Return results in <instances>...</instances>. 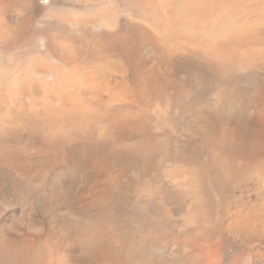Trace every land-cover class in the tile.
I'll return each instance as SVG.
<instances>
[{
    "label": "bare ground",
    "instance_id": "1",
    "mask_svg": "<svg viewBox=\"0 0 264 264\" xmlns=\"http://www.w3.org/2000/svg\"><path fill=\"white\" fill-rule=\"evenodd\" d=\"M135 3L138 20L113 30L112 43L94 38L77 45L76 39L66 37L54 64L21 71L15 84L0 88V139L18 143L0 152L7 176L2 182H14L19 193L0 201V264H147L148 255L166 253L156 233L161 224L162 229L190 227L194 234L203 225L206 246L217 252L222 246L217 230L233 234L247 249L239 264L244 259L264 264V135L253 133L248 145L244 140V151L234 155V162L227 161L232 152L215 148L212 163L203 168L192 159L183 160L182 149L178 154L180 143L171 124L182 112L180 128L186 137L194 127L214 142L217 136L220 146L237 141L221 113L229 102H237L243 90L238 80L250 71L260 83L253 90L255 102L264 104V0ZM2 103L10 104L6 111ZM130 152L137 153L131 157ZM144 154L159 155L148 177ZM52 155L55 160L50 162ZM164 156L177 165L168 172L177 189L172 192L181 197L183 185L189 193L186 217L179 222L157 207L161 202L170 210L166 196L172 192L165 188L169 179L153 180ZM83 157L89 159L83 166H91L88 178L94 184L83 199L81 208L87 210L74 209L59 220L63 213L58 215L57 206L66 210L84 178ZM136 158H141L140 165ZM231 175L233 181L224 183ZM50 182L54 190L46 188ZM233 186L238 196L224 202ZM121 190L119 196L116 191ZM145 196L157 206H146ZM147 212L153 219L149 232L139 218ZM68 219L71 227L65 225ZM194 257L199 264L200 254Z\"/></svg>",
    "mask_w": 264,
    "mask_h": 264
},
{
    "label": "rangeland",
    "instance_id": "2",
    "mask_svg": "<svg viewBox=\"0 0 264 264\" xmlns=\"http://www.w3.org/2000/svg\"><path fill=\"white\" fill-rule=\"evenodd\" d=\"M138 16H140V14L137 9L135 0H0V88H5L8 84H15V80L18 78L21 71L27 72L29 70H32L34 67L40 69L48 67L55 60L53 58L54 56L61 55L63 45L67 41L66 37L76 39L75 42L77 43V45L83 44V42L85 41H93L94 38L112 43L113 39H115V37H113V30H115L121 24V26L125 27L131 26L132 21L134 22L138 20L136 18ZM101 25L103 28L101 27ZM134 32H136L135 27ZM108 33H111L112 39H110V35ZM120 40L121 38H117L116 41H118L119 43L123 42L122 40ZM238 83L239 84L237 85H239L240 90H243L238 91V95H236L237 102H229V104L231 105L225 108L221 113L222 119L231 123L232 130L235 131V135L237 136V141H235L234 143L232 142L229 145H221L222 147L226 148L224 149L220 146L217 136H215L218 143L217 147L216 141L214 142V139H209L210 135L206 136L203 134L204 137H202V134L198 132L194 127L193 130L195 131H193V134L190 135V137H186L184 129L180 128V124L182 123L181 112V115H178L177 118L174 117V123L171 124H173L175 133V136L173 135V138L176 139L174 140L177 143H180L178 154H180L181 149L183 150L181 151L182 154H180L184 157L183 160H185V158H189L192 159L193 162L199 164V167H207V165H210L213 161V150L217 148L219 151H226L228 153L232 152L233 154H230V159H228L227 161H233V158L235 157L234 155L243 153L244 150L242 143H244V140L246 141V145H248L249 143L247 142L250 140V135H254L253 133L260 132L261 135H264V133L262 132V130L264 129V119L262 118V115L264 114V104L255 102L257 101V93L253 92V90L255 91L260 84L257 78V74L251 71L246 72L240 77ZM208 86L209 85H207L206 87ZM239 94L242 97H239ZM202 98L205 97L202 95ZM2 104L3 111H6L10 104ZM208 109L210 108H207V110ZM218 115L220 114L218 113ZM16 143L17 142H15L12 138H4V140L0 139V152L2 150L10 151L11 148L14 149ZM227 146L229 147V149L227 148ZM177 149L178 148L176 145V150ZM176 150H173L172 148L171 155H175L177 152ZM260 152L261 154L264 153L263 146L262 148H260ZM135 153L137 152H130V155L132 154L131 157L134 156ZM157 157L144 154L143 164L148 160L146 165L147 170L145 171L146 177L151 176V167H153V164L156 162ZM163 158V164L159 165L161 166V169L158 170V172L154 171L153 180L160 181V178H164L165 180L169 179L167 180L168 186L165 188L167 189V191L172 192V189H177L173 184V181H171L168 172L177 165L174 163V161L171 160V158L167 159L165 156ZM83 159L84 161L82 163V166L86 164L85 161L89 160L87 157H83ZM54 160L55 157L52 155V159L50 162ZM133 160L137 161L138 165H140L141 158H136ZM89 165H91V163ZM138 165L136 166L137 168ZM217 166L218 165L214 163V167L216 168ZM137 168L136 170H138ZM85 169L86 168L83 166L82 173L84 175V178L80 181L81 185L79 187L77 186V188H75V191H73V198L70 197L72 198V203L66 207V210H64L65 212L62 211V209H65V207L57 206V208H60V210L57 211L58 215H61L63 213L60 216L59 220L62 217H65V214L72 213L74 209L79 212H86L87 209L81 208L85 205V203H83V201L85 200L83 199H85V196L90 193V190L92 189L94 184L92 183L93 180L88 178L90 175L89 172H91V166L88 167L86 171ZM57 171H59V169H57ZM237 171V175L240 176V171ZM6 178V172L0 166V201L3 203H5L8 199H15L19 195V193L15 192V188L18 187L17 184H15L14 182H2ZM233 179L234 176L231 175L229 177H225L223 181L224 183L226 181V183L229 184V181H233ZM50 183L51 184H49L46 188H52V190H54L56 188V185L52 184L53 182ZM180 188L184 190L182 191L183 193L181 197H178L173 192L172 194L168 193L166 196V199L169 200L170 203V210L166 211L163 208L164 206H162L161 202L160 205L157 206L156 201L146 196L145 205L148 207H153L154 205H156L158 207V211H160V213L162 214H165L168 218H171L175 222L182 221L186 217L185 213L187 211L186 206L189 198V193H187L188 191L185 189V187H183V185H180ZM236 188V186H233V189L229 188L227 197L223 198L224 202L229 201V203H231L235 200V197H237L239 193V190H237ZM54 193L56 194L57 190ZM116 193L120 196L123 193V190L119 192L116 191ZM251 197L253 199L256 196L251 193ZM156 206H154L153 208H155ZM79 208L80 210H78ZM16 214L17 215L15 221H17V218L19 219L20 212L18 211V213ZM165 215H159L161 216L160 219L164 220L165 218H167L165 217ZM139 218L142 219L141 221L143 222L146 231L149 232L151 229L149 226H152L151 222L153 221L151 212L144 213V216H139ZM33 221L36 223L34 226L39 227L36 220L33 219ZM66 224L70 227L72 226L69 222V219L65 222V225ZM34 226H31L30 228L33 230ZM24 227L28 230L27 225H20L19 228L24 229ZM197 227L201 231V233H190L191 231H193L190 227L189 229L181 228L179 225L174 226L173 224L171 225V227L168 226L167 229L166 227L162 229V224L159 225V230L158 228H156V233L161 236L163 244H165L167 249L166 253L164 255L155 254L151 255L150 257L148 255L146 263L194 264L193 260L195 259V254H200L201 262H199V264H229V262L231 261L233 263L239 264V258L245 255V253L247 252V249L244 248V244L242 243V238L235 237L233 234L225 236L221 230H217L216 234L222 242H220L222 244L221 250L220 252H217L213 248L206 246L205 244L206 238L208 236L206 230L207 227L199 224L197 225ZM192 234H194L195 236ZM186 237L190 241H187ZM149 241L151 240L149 239ZM201 243L205 246L202 247ZM244 260V264H249L248 261H251L250 259Z\"/></svg>",
    "mask_w": 264,
    "mask_h": 264
}]
</instances>
